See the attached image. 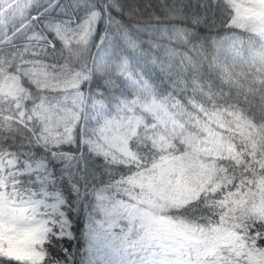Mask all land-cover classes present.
Segmentation results:
<instances>
[{"label":"snow or ice","instance_id":"obj_1","mask_svg":"<svg viewBox=\"0 0 264 264\" xmlns=\"http://www.w3.org/2000/svg\"><path fill=\"white\" fill-rule=\"evenodd\" d=\"M0 264H264V0H0Z\"/></svg>","mask_w":264,"mask_h":264}]
</instances>
